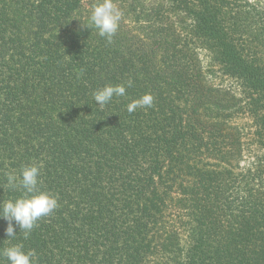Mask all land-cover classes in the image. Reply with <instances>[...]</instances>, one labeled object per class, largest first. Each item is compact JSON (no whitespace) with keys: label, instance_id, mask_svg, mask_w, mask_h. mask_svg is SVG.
I'll return each mask as SVG.
<instances>
[{"label":"trees","instance_id":"trees-1","mask_svg":"<svg viewBox=\"0 0 264 264\" xmlns=\"http://www.w3.org/2000/svg\"><path fill=\"white\" fill-rule=\"evenodd\" d=\"M81 1L0 0V200L21 195L7 187L6 176L28 164L40 167L41 190L58 199L27 239L18 226L16 237L7 238L0 219V249L21 244L34 250V264H142L158 240L162 252L184 251L175 264H264V192L257 182L264 163L256 176L191 163L197 140L220 161L239 154L237 141L223 123L209 131L193 115L200 105L181 110L163 88L172 84L173 93L177 84L195 94L185 86L203 70L198 51H207L208 65L238 83L240 97L230 96L226 111L252 117L254 138L264 147V20L238 29L246 23L243 0L130 4L136 20L187 14L194 39H179L175 30L165 39L157 20L149 34L167 41L149 45L119 32L107 45L81 26L87 16L73 21ZM259 12L263 19L264 7ZM108 84L125 85L126 95L100 108L92 94ZM204 93L220 98L209 87ZM144 94L153 96L154 108L129 113L127 104ZM187 173L199 188L183 187ZM172 184L180 195L172 202L194 222L185 249L178 228L162 237L152 231ZM238 187L243 197L235 206L229 194Z\"/></svg>","mask_w":264,"mask_h":264},{"label":"rangeland","instance_id":"rangeland-1","mask_svg":"<svg viewBox=\"0 0 264 264\" xmlns=\"http://www.w3.org/2000/svg\"><path fill=\"white\" fill-rule=\"evenodd\" d=\"M167 1L169 0H125V2L122 0H114V3H116V5L122 10L124 14L117 33L121 32L124 38H126V36L132 37L133 41H140L144 42L145 44L149 43V45L152 43L157 44L160 41H167L161 39L158 36L149 34L150 27L154 26V23L158 20V23L154 26V28L162 30V36L165 39H169V31L175 30V37L180 36L179 39L182 37L186 39V42H192L195 37L192 34L193 20L187 14L185 15L182 13L180 16H178L174 13L179 12H173L170 13L171 17L167 18L164 17V15L158 13V16L161 15V19H158L157 16H153L152 19L140 18L139 20H136L134 18L135 11L129 9L130 4H133L136 7H139L141 4H145L144 7H147V9L159 8ZM93 4L94 3H91V0H82L76 14L74 15L73 21H81L86 16L88 17L89 10ZM263 7L264 0H243L240 14L246 17V23L238 29H246L247 26L252 25L254 21H256L258 24H261L259 21L264 20V17L263 19L259 18V10L263 9ZM255 26L256 25H253L252 28H256ZM106 43L109 45L107 41ZM187 54L189 57H191L189 52ZM197 56L202 62L203 70L202 72L195 73L196 71L194 72V70L196 68L190 65L191 68H193L194 74L189 80L193 79V81L187 82V85L185 86L186 88L193 90L195 94L190 92L181 93L179 89L180 87L177 84L176 91L171 93L169 89L174 88L172 87V84L167 83V86L163 85V88L165 89V95L173 98V103L181 110L187 109L189 106H191V109H197V107L200 105L201 108L198 109L197 113L194 112L193 115L199 121L201 120L202 122L208 124L209 131L214 130V127L210 126L211 124H225L235 136L234 141H237V149L239 150V154L229 158L226 161H220L219 158L211 153L210 148L206 145L204 140H197L195 142L200 143L201 148L199 149V153L193 154L191 157L193 158L191 163L198 165L202 169L207 168L209 172L216 170V172L224 173L225 170H229V172L235 175L244 173L248 170L254 173L256 176L257 165L264 163V147L257 143L254 138L256 136L254 135L255 128L253 127V119L242 111H226L227 108H230L228 102L229 97L232 96L234 101H238V98L240 97L238 83L229 80V78L224 73L218 70L217 66L208 65L207 51L199 50ZM3 76L5 75H2L1 77ZM186 77L188 78V76ZM206 87L211 88L213 90L214 96L217 95V97H220L219 100L211 101L210 98H208L204 93ZM221 97H223L224 100H222ZM154 104L155 103L153 101L152 107L139 110L147 113L154 108ZM230 112L232 113L231 116ZM183 167V171L185 172V166L183 165ZM188 173L183 175V187H185V189L199 188ZM260 181H262V183H260L262 189L261 191L264 192V177H262L261 180L257 182ZM173 187L175 186L172 184L171 189H168L169 191H167V194L165 193V196L167 197L165 198V215L154 222L152 225V231L157 237H162L168 230L178 228L177 232L179 246L180 248L185 249L184 247H186L190 238L189 228L194 226V222L185 216L186 210L181 209L180 207L176 206V203L172 202L174 198L180 197V195L177 193V190ZM258 187L259 183H256V188ZM229 195H231V199L238 200L235 202V206H240V202L243 197L240 187L231 189ZM159 246L160 244L158 240H155L153 242L152 252L146 255L142 264H175L174 262L180 259L184 252L180 250L182 254L178 252L180 253L179 255L169 250L165 251V249H163L162 252L160 251Z\"/></svg>","mask_w":264,"mask_h":264},{"label":"clouds","instance_id":"clouds-1","mask_svg":"<svg viewBox=\"0 0 264 264\" xmlns=\"http://www.w3.org/2000/svg\"><path fill=\"white\" fill-rule=\"evenodd\" d=\"M122 10L114 3V0H96L88 13L86 23L81 26L86 29L95 30L97 34L111 43L118 31L123 18ZM129 80L127 87H131ZM94 102L104 108L114 97L126 95V86L122 84L105 85L93 92ZM153 96L144 94L127 104V111L132 113L137 109H147L153 105ZM7 187L19 190L21 195L8 200H0V219L7 222L5 235L7 238H15L18 226L27 239L37 221L41 217L49 216L57 207L58 199L53 194L40 188V167L35 164L23 166L19 173L12 171L6 176ZM0 257L6 258L8 264H34V250L25 251L21 244L11 245L0 249Z\"/></svg>","mask_w":264,"mask_h":264}]
</instances>
